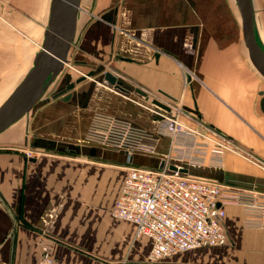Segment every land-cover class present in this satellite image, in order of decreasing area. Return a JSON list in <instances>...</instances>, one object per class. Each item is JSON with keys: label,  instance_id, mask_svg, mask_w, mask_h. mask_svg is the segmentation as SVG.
Masks as SVG:
<instances>
[{"label": "crops", "instance_id": "crops-1", "mask_svg": "<svg viewBox=\"0 0 264 264\" xmlns=\"http://www.w3.org/2000/svg\"><path fill=\"white\" fill-rule=\"evenodd\" d=\"M51 2L12 0L2 11L0 95L10 90L8 96L33 67ZM252 2L264 50V0ZM81 4L71 65L48 96L0 132V264H40L47 240L53 264H264V229L244 226L239 206L226 208L227 244L159 262L149 260L153 240L138 237L134 222L113 213L129 167L156 168L169 150L171 137L159 134L163 113L215 130L236 149L218 164L210 154L201 163L187 156L181 162L188 173L264 189V76L251 61L237 0H122L117 24L103 12L109 0ZM113 57L119 60L110 71L125 74L117 76L124 90L103 80L100 62ZM70 82L69 99L51 98ZM96 113L158 135V152L129 154L87 140Z\"/></svg>", "mask_w": 264, "mask_h": 264}, {"label": "built area", "instance_id": "built-area-1", "mask_svg": "<svg viewBox=\"0 0 264 264\" xmlns=\"http://www.w3.org/2000/svg\"><path fill=\"white\" fill-rule=\"evenodd\" d=\"M161 116L159 134L171 137L169 150L156 168L129 167L113 210L117 217L135 223L138 237L153 240L149 260L159 262L182 250L227 244V206L241 208L244 226L264 229V189L183 171L181 161L187 156L201 163L210 154L214 164L220 163L227 149L236 150L231 140L166 113ZM86 139L129 154H156L160 141L158 135L133 122L106 113L93 116ZM42 249L40 264H53L52 241L43 242Z\"/></svg>", "mask_w": 264, "mask_h": 264}, {"label": "water", "instance_id": "water-1", "mask_svg": "<svg viewBox=\"0 0 264 264\" xmlns=\"http://www.w3.org/2000/svg\"><path fill=\"white\" fill-rule=\"evenodd\" d=\"M237 3L242 17L244 41L251 61L264 76V50L255 34L253 2L252 0H237ZM80 9L81 0H52L45 38L41 49L35 55L34 65L0 104V132L30 112L63 71L65 65L69 64L68 54L76 34ZM82 79L83 77L78 81ZM104 79L115 88L124 90L122 81L111 71L105 72ZM74 86L75 82H70L64 89L52 94L51 98L63 96L64 99H69L72 95L70 91ZM135 90L147 96V92L141 88ZM151 102L163 111H171L169 105L158 99H153ZM183 171L188 172V169L184 168Z\"/></svg>", "mask_w": 264, "mask_h": 264}, {"label": "rangeland", "instance_id": "rangeland-1", "mask_svg": "<svg viewBox=\"0 0 264 264\" xmlns=\"http://www.w3.org/2000/svg\"><path fill=\"white\" fill-rule=\"evenodd\" d=\"M93 1H96V0H89V2H93ZM120 1H122V0H109L110 5H108L107 8H106V10L103 11V12L106 13V16L109 17V19L112 20V23L113 24L114 23L115 24L118 23V17H119L118 7H119ZM0 2H4V3H2V8L0 10V15H1V17L6 18L7 14L5 12H2V11L3 10H8V8L13 7V5L11 3L12 0H0ZM89 6H90V4H89ZM3 7H4V9H3ZM82 7H83V5L81 4V10H84V8H82ZM257 12H258V10H257ZM110 13H112V14L110 15ZM90 14L94 18L97 17L96 19H98L99 17L100 18H104L105 17L104 16L105 14L99 15V14H94L93 12H90ZM118 60L119 59L117 57H113V59H111V62L106 61V59L103 60L102 62H100V65L102 67L101 68V72H103L105 74L106 71H110V70H112V68H116V65L118 64V62H117ZM69 64L71 65L70 62H69ZM85 75H87L88 77L90 76L91 78H94V73H91L90 74V72H87V73L85 72ZM122 75L124 76L125 74H121L120 72L117 73V76H122ZM103 78H104V76H103ZM103 80H105V79H103ZM55 82L51 84V86L46 90V92H45L44 95L48 96V94L53 90V88H55V86H54L55 85ZM9 91L10 90L3 91L4 93L0 95V104L4 101V99H6L5 97L7 96V94H8ZM141 153L148 154L149 155V153H146V152H141ZM151 155H154V154H151ZM42 255H43V249H42ZM42 255H41V260H42ZM51 257L53 258V262H54L53 251H51ZM41 260H40V262H41Z\"/></svg>", "mask_w": 264, "mask_h": 264}]
</instances>
